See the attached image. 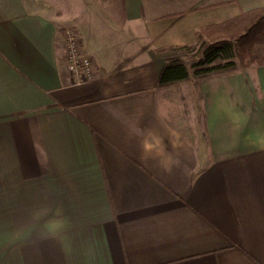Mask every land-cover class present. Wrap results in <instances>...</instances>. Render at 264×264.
Returning a JSON list of instances; mask_svg holds the SVG:
<instances>
[{
	"label": "crops",
	"instance_id": "crops-1",
	"mask_svg": "<svg viewBox=\"0 0 264 264\" xmlns=\"http://www.w3.org/2000/svg\"><path fill=\"white\" fill-rule=\"evenodd\" d=\"M53 1L0 0V264H264V65L158 84L264 0Z\"/></svg>",
	"mask_w": 264,
	"mask_h": 264
},
{
	"label": "trees",
	"instance_id": "trees-1",
	"mask_svg": "<svg viewBox=\"0 0 264 264\" xmlns=\"http://www.w3.org/2000/svg\"><path fill=\"white\" fill-rule=\"evenodd\" d=\"M177 56L167 59L159 75V86L190 77L230 75L252 65H264V8L240 14L225 22L201 28L197 42L171 49ZM186 52V53H184ZM186 54L187 60L179 55Z\"/></svg>",
	"mask_w": 264,
	"mask_h": 264
},
{
	"label": "built area",
	"instance_id": "built-area-1",
	"mask_svg": "<svg viewBox=\"0 0 264 264\" xmlns=\"http://www.w3.org/2000/svg\"><path fill=\"white\" fill-rule=\"evenodd\" d=\"M66 68L73 84L80 85L91 80L95 75L94 63L81 47L77 35L70 30L65 31Z\"/></svg>",
	"mask_w": 264,
	"mask_h": 264
},
{
	"label": "rangeland",
	"instance_id": "rangeland-1",
	"mask_svg": "<svg viewBox=\"0 0 264 264\" xmlns=\"http://www.w3.org/2000/svg\"><path fill=\"white\" fill-rule=\"evenodd\" d=\"M34 1V0H33ZM57 0H55V2H56ZM75 0H73V2H74ZM62 2H64V1H62ZM39 3H41V5L42 4H44V5H50V4H55L54 3V1L53 0H39ZM55 5H57V4H55ZM184 53H186V52H184ZM186 54H181V55H179L180 57H181V59H183V60H187V58H186V56H185Z\"/></svg>",
	"mask_w": 264,
	"mask_h": 264
}]
</instances>
